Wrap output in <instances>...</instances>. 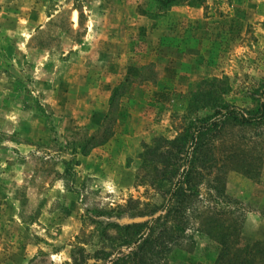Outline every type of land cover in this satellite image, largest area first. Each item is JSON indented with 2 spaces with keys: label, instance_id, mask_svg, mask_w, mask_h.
Instances as JSON below:
<instances>
[{
  "label": "rangeland",
  "instance_id": "rangeland-1",
  "mask_svg": "<svg viewBox=\"0 0 264 264\" xmlns=\"http://www.w3.org/2000/svg\"><path fill=\"white\" fill-rule=\"evenodd\" d=\"M262 81L264 0H0V264L101 263L163 201L190 123L253 109ZM213 152L146 264H213L212 214L264 246V125Z\"/></svg>",
  "mask_w": 264,
  "mask_h": 264
},
{
  "label": "trees",
  "instance_id": "trees-1",
  "mask_svg": "<svg viewBox=\"0 0 264 264\" xmlns=\"http://www.w3.org/2000/svg\"><path fill=\"white\" fill-rule=\"evenodd\" d=\"M156 1L160 7L167 8L178 0ZM212 92L219 93L216 89H212ZM251 97L255 101L253 109H245L234 102L218 101L217 103L214 100L211 103L212 113L204 117H196L190 123L176 156L171 163L165 164L160 176L165 182L161 192L163 201L144 220L130 226L134 229L132 235L123 241L122 245L110 247L107 255L109 259L105 257L99 264H119L121 260L124 264H146V260L158 255L163 256L164 242H171L180 231L184 230L182 219L185 201L197 193L203 172L208 169L212 172V168L218 165L219 159H216L213 149L215 141L223 130L228 126L264 125V81L251 91ZM229 158L232 157H226ZM258 175L257 171L248 176L255 178ZM204 226L208 237L218 244L217 256L213 264H264L262 241L243 242L239 236L238 221L225 220L212 214L205 220ZM127 227L129 226L125 228ZM165 232L167 235L162 237Z\"/></svg>",
  "mask_w": 264,
  "mask_h": 264
},
{
  "label": "bare ground",
  "instance_id": "bare-ground-1",
  "mask_svg": "<svg viewBox=\"0 0 264 264\" xmlns=\"http://www.w3.org/2000/svg\"><path fill=\"white\" fill-rule=\"evenodd\" d=\"M75 18H76V16H75Z\"/></svg>",
  "mask_w": 264,
  "mask_h": 264
}]
</instances>
